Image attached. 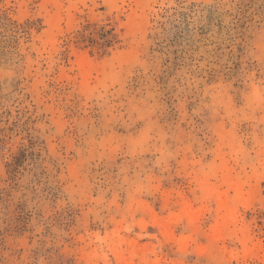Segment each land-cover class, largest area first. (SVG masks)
<instances>
[{"label": "rangeland", "instance_id": "374dc122", "mask_svg": "<svg viewBox=\"0 0 264 264\" xmlns=\"http://www.w3.org/2000/svg\"><path fill=\"white\" fill-rule=\"evenodd\" d=\"M126 241L264 264V0H0V264H127Z\"/></svg>", "mask_w": 264, "mask_h": 264}, {"label": "bare ground", "instance_id": "6f19581e", "mask_svg": "<svg viewBox=\"0 0 264 264\" xmlns=\"http://www.w3.org/2000/svg\"><path fill=\"white\" fill-rule=\"evenodd\" d=\"M79 70L81 74H83L84 76L87 77L89 75L90 70L87 64L85 63L80 64ZM227 185L229 188L235 190L236 192H239L242 188V185L236 182H228ZM251 194H252L251 191L250 193L247 192L245 196L242 193H238V195H236L237 200H239L238 203L247 202L249 198H252ZM214 199L219 209L223 211V214L221 216V222L219 223V226L217 227V231L213 236L214 238H218L221 235L226 234L225 232L227 231L226 229L227 223L230 222L231 219L233 218L235 214L234 211L237 205L234 203L233 198L222 194H218L216 192L214 193ZM183 214L188 218V220L192 218V213H190L188 209H184ZM126 246H127L126 251L122 253V259L127 264H137V261L140 258V254H138V252H140V249H137V247L135 248V246L131 241H126ZM262 258L264 259V254L262 255Z\"/></svg>", "mask_w": 264, "mask_h": 264}]
</instances>
